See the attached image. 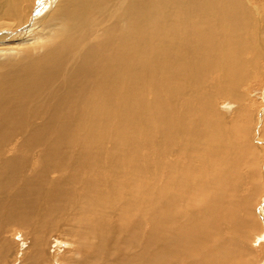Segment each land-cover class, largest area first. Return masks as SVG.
<instances>
[{"label":"bare ground","instance_id":"bare-ground-1","mask_svg":"<svg viewBox=\"0 0 264 264\" xmlns=\"http://www.w3.org/2000/svg\"><path fill=\"white\" fill-rule=\"evenodd\" d=\"M258 1L0 0V264H264Z\"/></svg>","mask_w":264,"mask_h":264},{"label":"rangeland","instance_id":"rangeland-1","mask_svg":"<svg viewBox=\"0 0 264 264\" xmlns=\"http://www.w3.org/2000/svg\"><path fill=\"white\" fill-rule=\"evenodd\" d=\"M39 1H44L45 2V4H47L48 6H47V8L45 9V11L42 13V16L40 17V18H43V19H45L47 16H48V14L53 10V8H54V5H55V3H56V0L54 1V0H39ZM262 2H263V0H260V1H258V4L259 5H262ZM44 4V5H45ZM36 12V11H35ZM39 18V19H40ZM264 93V92H263ZM263 93H261V99H258V102H260V103H262V106H263V108L261 109V111H260V117H262V116H264V96H263V98H262V94ZM256 98H258V96H256ZM262 100V101H261ZM261 106V105H260ZM262 126V122H259L258 123V127L260 128ZM259 183L261 184V186H263V188H264V180L262 179V178H260L259 179ZM261 199V198H260ZM258 200H259V198H258ZM262 207H264V194H263V196H262V201H261V204H259V206H258V214H261L262 213ZM251 231H255V230H251ZM251 241H252V238H251ZM250 245H251V243H250Z\"/></svg>","mask_w":264,"mask_h":264}]
</instances>
